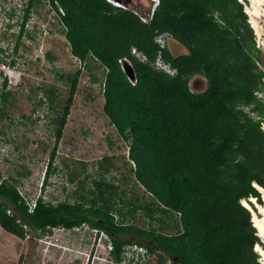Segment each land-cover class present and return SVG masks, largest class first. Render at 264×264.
Wrapping results in <instances>:
<instances>
[{"label":"trees","instance_id":"1","mask_svg":"<svg viewBox=\"0 0 264 264\" xmlns=\"http://www.w3.org/2000/svg\"><path fill=\"white\" fill-rule=\"evenodd\" d=\"M50 3L59 12L72 54L82 61L92 56L106 69L103 111L130 141L128 156L134 164L130 169L151 197L146 200L133 193L132 199H124L117 185L100 177L93 180L88 195L79 194L75 203L53 205L37 197L29 211L13 183L3 180L0 225L23 237L18 218L43 229L86 221L112 236L115 260L120 259L124 243L135 241L151 253L158 250L154 264H165L167 259L172 264H264L255 249L256 244L264 246L263 239L253 225L251 209L242 203L245 200L256 209L251 198L259 203L263 199L254 183L264 188V99L259 95L264 91V68L257 64L263 61L261 49L244 4L239 0H158L149 17L110 0ZM31 4L28 0L24 19ZM162 33L187 52L174 55L167 44L161 47L156 38ZM132 47L145 59L133 54ZM159 55L176 69L175 74L155 67ZM121 57L128 61L120 63ZM124 64L133 70L134 84ZM194 75L203 78V90L192 85ZM78 76L76 71L63 77L69 91L62 115L55 118L47 175L54 170L57 142ZM6 83L7 77L3 86ZM6 95L2 93L4 100ZM45 96L51 107L56 98L53 87ZM111 164L107 156L99 161L102 170ZM118 201L127 209L118 207ZM10 203L12 214L7 213ZM137 209L150 219H155V213L171 214L177 231L166 234L125 222L127 213ZM114 212L120 221H115ZM160 222L159 229L168 227Z\"/></svg>","mask_w":264,"mask_h":264},{"label":"rangeland","instance_id":"2","mask_svg":"<svg viewBox=\"0 0 264 264\" xmlns=\"http://www.w3.org/2000/svg\"><path fill=\"white\" fill-rule=\"evenodd\" d=\"M133 1L138 11L144 14L150 12L152 0ZM243 1L246 5L250 4V0ZM27 4L28 0H0V180L13 183L31 202L38 195H44L46 201L53 205L61 201L75 203L81 193L87 196L93 180L100 177L117 185V193L122 194L124 199H132L133 193L150 199L151 194L130 169L134 165L128 156L130 141L120 135L103 111L106 69L92 56L79 63L65 38V27L48 0H32L24 19ZM261 7L262 14L257 20L263 61L258 63L264 68V1ZM22 21L24 30L20 32ZM165 38L172 54L187 52L173 38ZM4 68H8L10 73L5 86ZM76 71H79L77 88L63 133L57 142L54 170L47 175L46 166L55 142V118L62 115L69 91V82L63 77ZM18 72L19 77L16 75ZM202 79L194 75L191 83L203 90L206 85ZM50 87L56 95L51 107L45 96ZM3 92L7 93L5 100ZM259 95L264 99V91ZM105 156L110 157L112 162L108 170H102L99 165ZM43 176L46 181L42 183ZM71 176L73 180H70ZM262 199L264 201L263 194ZM12 205L10 203L9 208L14 212ZM117 206L123 207L120 201ZM126 209L123 207V210ZM170 215L155 213V219H150L143 209H137L127 213L125 222L172 234L177 229L169 219ZM117 217L120 218L119 215ZM161 219L168 225L163 230L159 229ZM23 227L25 236L12 234V238L4 241L8 246L7 264L85 263V254L89 253L92 240L83 242L78 235H70L67 239L68 231H59L58 228L50 237V232H43L31 224ZM50 240L60 245H52ZM157 251L150 253L146 264H154ZM96 255L106 257V253H91L88 264H118L98 257L95 259ZM129 264L135 263L131 261ZM165 264H172V261L167 259Z\"/></svg>","mask_w":264,"mask_h":264},{"label":"built area","instance_id":"3","mask_svg":"<svg viewBox=\"0 0 264 264\" xmlns=\"http://www.w3.org/2000/svg\"><path fill=\"white\" fill-rule=\"evenodd\" d=\"M241 2H243L244 7L246 6V3L243 0H240ZM50 6L52 8H54L52 6V4L50 3V0H48ZM55 10V9H54ZM56 11V10H55ZM59 11L63 13L62 8L59 7ZM152 12H150L149 17H151ZM56 14L59 15V12L56 11ZM141 19L143 21H147L148 18L145 16H141ZM248 19H249V15H248ZM63 25V24H62ZM64 26V25H63ZM65 27V26H64ZM254 30V29H253ZM254 35H255V43L257 47H260V37L261 34L257 33L254 30ZM156 40L159 42L160 46L163 47L166 45V38L161 36V37H157ZM1 50V49H0ZM131 52L133 54H135L137 57H140L141 59H145V55H143L140 51H138L135 47L131 48ZM77 57V56H75ZM79 59V63L82 62V60L77 57ZM120 63H123L124 61H128L127 57H121L118 59ZM257 64L259 65V63L257 62ZM80 65V64H79ZM154 65L156 68L161 69L169 74H175L176 69L173 68L168 62L164 61L161 56L159 55L155 62ZM9 72H8V68H4V76L7 77L9 79ZM14 74V73H13ZM16 75H20L19 72L16 73ZM4 77V78H5ZM3 78V80H4ZM15 79V77H13V80ZM10 81V80H8ZM129 81L134 84L136 82L135 77L133 79H129ZM15 83V82H14ZM17 85V84H16ZM15 85V86H16ZM103 90H104V79H103ZM264 126V125H263ZM45 176L42 177V183L44 182ZM3 180H0V183ZM40 189H42V186H40ZM19 194L21 195V197L23 199H26V196L24 195V193L22 191H18ZM41 196L43 198L44 201H46V197L44 195H38ZM37 197L31 201H29L28 199L25 200L26 204L29 205V211H32L34 206H35V202H36ZM47 202V201H46ZM7 213L8 214H12V210L11 208L7 209ZM114 218L115 221H120V218L118 219L117 215L118 213L114 212ZM177 216H179V214H177ZM21 219H17V222L21 223L22 227L26 226V222H21ZM26 228V227H25ZM40 228L43 232L46 231V233L50 232V237L54 236V229L58 228L59 231H63L66 230L68 231V236L67 239H70V235H78L79 239H83V242L92 240V244H91V249L89 250V253L85 254V263L84 264H88L89 262V255H91V253H106V257H101V256H95L97 259L98 258H102L104 261H108L110 260L111 262H117L118 264H129V262L134 261L135 264H146L149 261V255H150V251L147 249V247H145L142 244H139L135 241H131L128 243H124L121 246V252H120V259L119 260H115L114 256H113V251H114V243H113V238L112 236L103 228L98 227V226H92L90 225L88 222L86 221H82L79 224H75L73 226H65L63 224H56V225H47L44 229L41 227H37ZM24 229V227H23ZM26 231V230H25ZM25 233V232H24ZM50 243L52 245H60V243L58 242H53L52 240H50ZM81 243V242H80Z\"/></svg>","mask_w":264,"mask_h":264},{"label":"bare ground","instance_id":"4","mask_svg":"<svg viewBox=\"0 0 264 264\" xmlns=\"http://www.w3.org/2000/svg\"><path fill=\"white\" fill-rule=\"evenodd\" d=\"M263 1L264 0H250V4H247L245 6V11L249 15V22L257 33H260L257 18L262 14L261 4L263 3ZM254 184L258 187V189L264 196V188L257 183ZM251 200L254 201L255 197H252ZM243 202L247 207L251 209L253 225L257 229V234L263 239L264 242V203H256V209H253L247 201L243 200ZM255 249L261 255L260 260L264 263V246L256 244Z\"/></svg>","mask_w":264,"mask_h":264},{"label":"water","instance_id":"5","mask_svg":"<svg viewBox=\"0 0 264 264\" xmlns=\"http://www.w3.org/2000/svg\"><path fill=\"white\" fill-rule=\"evenodd\" d=\"M110 1H112L116 5H120L123 7H127L129 9H132V10L138 11V7L133 0H110ZM123 68H124V71L126 72V75L128 76L129 79H133L135 77V74L130 67H128L124 64ZM242 203L244 204L243 200H242Z\"/></svg>","mask_w":264,"mask_h":264},{"label":"crops","instance_id":"6","mask_svg":"<svg viewBox=\"0 0 264 264\" xmlns=\"http://www.w3.org/2000/svg\"><path fill=\"white\" fill-rule=\"evenodd\" d=\"M15 235V234H14ZM11 237L12 238V233L8 232L7 230H5L1 225H0V245H2L3 247H0V264H7L5 262L6 259V246L4 241L8 238ZM5 245V246H4ZM4 261V262H3Z\"/></svg>","mask_w":264,"mask_h":264},{"label":"clouds","instance_id":"7","mask_svg":"<svg viewBox=\"0 0 264 264\" xmlns=\"http://www.w3.org/2000/svg\"><path fill=\"white\" fill-rule=\"evenodd\" d=\"M153 1V3H152V5H151V7H150V12L151 11H153V9H154V7L156 6V4L158 3V0H152ZM17 6H20V5H17ZM150 12H149V14H150ZM248 15V14H247ZM252 26V25H251ZM253 28V27H252ZM161 36H163V37H166L167 35H166V33H162V34H159L157 37H161ZM155 62V61H154ZM18 77H19V75H18ZM263 128H264V126H263ZM38 197H41V196H38ZM254 202V204L256 203V201L254 200L253 201ZM264 202V201H263ZM256 246V245H255Z\"/></svg>","mask_w":264,"mask_h":264},{"label":"flooded vegetation","instance_id":"8","mask_svg":"<svg viewBox=\"0 0 264 264\" xmlns=\"http://www.w3.org/2000/svg\"><path fill=\"white\" fill-rule=\"evenodd\" d=\"M198 86V85H197Z\"/></svg>","mask_w":264,"mask_h":264}]
</instances>
